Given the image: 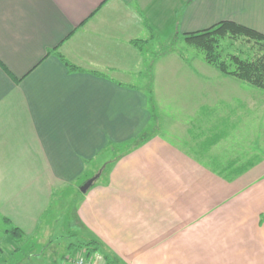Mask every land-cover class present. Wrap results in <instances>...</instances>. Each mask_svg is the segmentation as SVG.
I'll use <instances>...</instances> for the list:
<instances>
[{
    "label": "crops",
    "instance_id": "obj_1",
    "mask_svg": "<svg viewBox=\"0 0 264 264\" xmlns=\"http://www.w3.org/2000/svg\"><path fill=\"white\" fill-rule=\"evenodd\" d=\"M221 21L264 34V0H0V217L23 235L11 264L86 253L67 243L57 257L42 224L56 194L100 166L75 193L81 244L118 264H264V160L213 153L253 88L202 58L133 45Z\"/></svg>",
    "mask_w": 264,
    "mask_h": 264
},
{
    "label": "rangeland",
    "instance_id": "obj_2",
    "mask_svg": "<svg viewBox=\"0 0 264 264\" xmlns=\"http://www.w3.org/2000/svg\"><path fill=\"white\" fill-rule=\"evenodd\" d=\"M174 40L175 38H172L165 44L160 43L162 41L159 42V40L155 38L149 41L146 45V50L150 55L152 52L157 55L159 52L161 53L162 50L164 51L171 46L173 49L172 51L176 54H181L183 60L185 58L191 60L194 57L203 59L201 50L188 46L181 40H177L175 43ZM243 41L242 38L234 42L225 41L222 45L223 49L221 48V50L225 53V49L230 42L233 46L231 49H227V51L235 53L238 49L245 50L247 47ZM170 43L171 45H169ZM209 66L213 67L211 65ZM251 87L253 88V93L251 102H248L249 107L246 104L243 108L236 107L235 109L236 113H239V116L244 117V119H242V121H237L235 124V131L233 133L231 132L232 134L228 139L220 141V147L216 148L213 152L216 154V157L224 163L227 160L237 158L239 165L249 158L252 159L253 156L255 158L258 157L260 160H264V100L262 99L264 92L253 85H251ZM226 111L227 109L221 108L220 114H225ZM211 115L216 117L215 114H210L209 116ZM105 156L106 155L102 156L101 159L103 160ZM101 169L102 167L100 166L99 170ZM78 191L79 188H64L62 192L56 194L53 198L52 207L49 210V217L47 219L45 218L42 224V227L47 228V231H49L48 235L42 236L43 241H52L53 244L56 245L54 247L57 249V257L65 252L64 249L67 243L77 245L82 242V238L78 235V222L74 214L78 198L75 193H78ZM7 229V224H5L0 217V264H11L13 259L17 258L19 260L22 256L17 250V248L21 247L19 245V240L15 238V236H10L9 232L5 233ZM13 247L16 248V251L12 250ZM35 248V250L39 249L41 252L42 248ZM4 260L6 261L5 263Z\"/></svg>",
    "mask_w": 264,
    "mask_h": 264
},
{
    "label": "trees",
    "instance_id": "obj_3",
    "mask_svg": "<svg viewBox=\"0 0 264 264\" xmlns=\"http://www.w3.org/2000/svg\"><path fill=\"white\" fill-rule=\"evenodd\" d=\"M241 38L244 40L243 42L246 44L247 49H238L235 53L227 51V49H231L233 46L230 42L228 47L225 49V53L222 52L221 48L225 41L234 42ZM177 40H181L184 44L201 50L203 60L217 69L221 74L249 83L264 92V34L243 25L236 24L232 21H221L201 31L183 34L175 39L174 42L176 43ZM145 44L146 43H143L142 41L133 42V45L141 52H143V48L146 46ZM169 45H171V43ZM169 50H173L171 46L164 51L162 50L161 53L159 52L154 58L165 55ZM152 56L153 55H151V58ZM58 58L69 72L78 71V68L70 64L60 55H58ZM152 61L153 60L151 59L148 62V72H150V69L153 66ZM148 91L150 106L154 107L153 93L150 89ZM147 140L148 137L146 136V132H142L131 141L123 144L121 147L118 146L113 149L109 148L111 149L109 152L113 151V155L109 157L111 162H114L116 159L121 157V155L116 154L123 152V150L129 151L136 148ZM227 174L231 175L232 173ZM238 174L240 173L238 172ZM78 194H80L79 191ZM51 207L52 204L49 209L45 211V218L49 217L48 214ZM7 232H9L10 236H15L18 240L23 236L22 233L15 227ZM76 248H84L87 255H90L91 253L101 254L104 264H118L116 259L100 253L98 243L93 240L87 242L85 245L79 243L76 245Z\"/></svg>",
    "mask_w": 264,
    "mask_h": 264
},
{
    "label": "built area",
    "instance_id": "obj_4",
    "mask_svg": "<svg viewBox=\"0 0 264 264\" xmlns=\"http://www.w3.org/2000/svg\"><path fill=\"white\" fill-rule=\"evenodd\" d=\"M72 264H104L103 258L98 253H91L87 255V253L76 255L72 260Z\"/></svg>",
    "mask_w": 264,
    "mask_h": 264
},
{
    "label": "water",
    "instance_id": "obj_5",
    "mask_svg": "<svg viewBox=\"0 0 264 264\" xmlns=\"http://www.w3.org/2000/svg\"><path fill=\"white\" fill-rule=\"evenodd\" d=\"M100 172L101 171H98L95 175L84 181V183H82L81 186H79V192L81 194H84L89 190V188L93 185V183L98 179Z\"/></svg>",
    "mask_w": 264,
    "mask_h": 264
}]
</instances>
